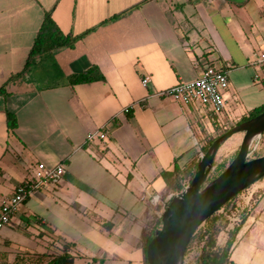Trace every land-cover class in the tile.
Here are the masks:
<instances>
[{"label":"crops","instance_id":"obj_1","mask_svg":"<svg viewBox=\"0 0 264 264\" xmlns=\"http://www.w3.org/2000/svg\"><path fill=\"white\" fill-rule=\"evenodd\" d=\"M46 14L64 34L89 32L0 96V205L38 164L65 173L0 231V264H49L65 249L73 264H144L143 232L165 208L161 173L198 162L209 141L264 105V0H0V87L24 69ZM206 66L227 73L219 114L154 96ZM93 67L102 81L68 84ZM103 126L106 139L86 144ZM244 199L226 264H264V185Z\"/></svg>","mask_w":264,"mask_h":264},{"label":"water","instance_id":"obj_2","mask_svg":"<svg viewBox=\"0 0 264 264\" xmlns=\"http://www.w3.org/2000/svg\"><path fill=\"white\" fill-rule=\"evenodd\" d=\"M263 133L264 112L227 129L211 143L199 158L190 183L168 199L160 226L146 247L147 264H183L196 230L232 198L264 177V155L249 159ZM236 134H242V138L235 158L207 183L220 148Z\"/></svg>","mask_w":264,"mask_h":264},{"label":"trees","instance_id":"obj_3","mask_svg":"<svg viewBox=\"0 0 264 264\" xmlns=\"http://www.w3.org/2000/svg\"><path fill=\"white\" fill-rule=\"evenodd\" d=\"M112 18H115V16ZM88 32L89 31L83 33L82 35L64 34L58 28L56 23L53 21L50 14H46L38 29L36 37L33 41L31 50L25 61L24 69L20 73L12 75L6 81V83H4L0 87V96H2L3 98L9 96V94L6 92V87L8 86V84L29 74L35 68L40 58L46 55H50L60 49H72L75 46V44ZM102 80H103L102 74L99 72L97 68L93 67L79 74L71 75L68 78V84L70 86H75L79 84H88ZM263 112H264V105L252 110L250 113H248L247 116L241 119V121H239L237 124L243 123L251 118H254ZM6 126L8 131L10 132L14 131L17 126V119L15 115L10 112L6 113ZM216 138L209 141L202 148L203 154L207 151V148ZM196 166H197V162H193L188 167L181 169L178 167V165L174 164L172 170L163 171L161 173V177L165 183V189L162 199V201L164 202L163 208L166 206L168 199L172 195L181 192L185 188V186L190 183L194 175ZM226 167L227 166L223 164L217 166L214 169V172L210 176L209 180L211 181L216 177H218L225 170ZM237 196H235L229 202H227L221 208V210H225L226 208H228L235 201ZM246 219H247V210L243 209L239 222L235 223L230 229L227 230L225 241L223 243H218L217 237L223 231L226 230L225 228L228 224V219L227 217H223L220 214L217 215L216 213L210 218H208L204 223L206 225L205 229H201L200 227L198 230H196V232L194 233L188 244L189 247L195 238H197L199 242H203L201 254L193 264H226L228 262L229 254L236 240V236L239 232V229L241 225L246 221ZM160 220H161V215L154 216L143 232L144 264H147L146 247L150 242L154 232L159 228ZM220 220L223 221L217 223V221ZM188 247L186 249V252L188 250ZM73 260L74 257L67 252V249H65L62 254L53 257L49 262V264H73Z\"/></svg>","mask_w":264,"mask_h":264},{"label":"built area","instance_id":"obj_4","mask_svg":"<svg viewBox=\"0 0 264 264\" xmlns=\"http://www.w3.org/2000/svg\"><path fill=\"white\" fill-rule=\"evenodd\" d=\"M257 62L264 64V53L258 56ZM148 82V77H145L141 83L146 87ZM227 86L228 78L226 72L206 66L199 78L192 81H179L172 88L159 92L154 96L169 98L183 105L197 104L209 108L215 114H219L224 108L222 92L226 90ZM124 111L128 112L129 108ZM107 133V126H103L89 133L85 139V143L90 145L96 140L102 141L106 139ZM64 173L65 168L62 164L51 169L46 168L43 164H38L33 181L18 186L13 195L1 203L0 231L10 224L20 205L32 197L40 186L60 181Z\"/></svg>","mask_w":264,"mask_h":264},{"label":"rangeland","instance_id":"obj_5","mask_svg":"<svg viewBox=\"0 0 264 264\" xmlns=\"http://www.w3.org/2000/svg\"><path fill=\"white\" fill-rule=\"evenodd\" d=\"M33 78L38 82L41 83L43 80V77L41 74L33 73ZM247 116V115H246ZM242 134H236L232 138H230L221 148L219 151V155L216 157L214 169L223 164L225 166H228L231 161L235 158L236 153L238 151L240 142H241ZM264 155V133L262 134L260 140L256 143V149L255 151L250 155L249 159L261 157ZM214 172V170H213ZM211 172L210 176L213 174ZM209 176V178H210ZM207 180V183L210 182V180ZM212 181V180H211ZM264 185V177L255 182L253 185L242 191L235 201L225 210H219L220 212H217V215H222L223 217H227L228 224L226 226V230L223 231L218 237L217 242L223 243L226 239V232L228 229H230L235 223H238L240 220V216L242 213V210L244 209V206L246 205V200L244 199L245 196H247V193L251 191L254 187L263 186ZM222 213V214H221ZM223 221V220H222ZM217 221V223L222 222ZM201 229H205L206 225L203 224L200 226ZM199 227V228H200ZM198 228V229H199ZM197 229V230H198ZM200 233V232H199ZM198 233V235H199ZM203 247V242H199L197 238H195L190 246L188 247L187 252H185V256L183 259V264H193L197 258L200 256L201 251Z\"/></svg>","mask_w":264,"mask_h":264}]
</instances>
